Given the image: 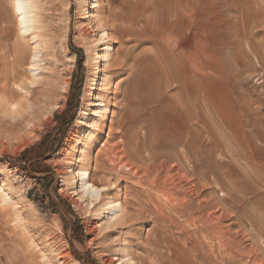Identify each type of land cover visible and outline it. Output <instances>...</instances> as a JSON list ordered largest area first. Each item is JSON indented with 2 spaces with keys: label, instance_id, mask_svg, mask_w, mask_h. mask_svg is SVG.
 <instances>
[{
  "label": "rangeland",
  "instance_id": "1",
  "mask_svg": "<svg viewBox=\"0 0 264 264\" xmlns=\"http://www.w3.org/2000/svg\"><path fill=\"white\" fill-rule=\"evenodd\" d=\"M41 1L46 32L54 47H51L52 56L46 57V66L43 65L44 83L38 86L41 90L33 94L31 101L38 103L49 95L56 98L54 87L64 77L69 87L55 102L51 97L48 99L58 104L44 119L30 122L28 115L17 117L0 111V189H11L8 199L3 196V189L0 191V264H109L110 261L120 264L123 253L131 254L137 264H170L167 257L171 251L181 249L186 242L198 247V260L205 259L207 264H264V0H198L207 4L210 12L208 36L215 47L227 46L215 76L224 87L227 114L216 118L214 113L210 114L200 88L179 82L181 74L173 56L168 51L165 56L160 53L155 56L158 44L161 51L168 48L164 41H151L139 35L143 20L135 29H129V25L128 28L111 19L110 24L116 27L111 32V64L117 65L105 66L101 77L113 78L117 84L111 104V124L89 146L84 145V139L96 131L91 120L86 119L90 108L84 97L91 82L92 66L87 62L91 30L82 18L80 0ZM240 2L249 3L259 12L261 23L259 27L253 26L250 40L257 44L261 50L258 53L263 56L251 52L248 43H237L235 32L239 21L231 10ZM100 3L101 8H107V17L111 2ZM121 3L122 0H112V6ZM97 7L93 4V19ZM195 10L198 11L197 6ZM0 14L6 22L7 44L13 46L18 37L10 0H0ZM72 47L81 49L82 54L75 53ZM61 48L74 53L75 59H70ZM4 52L2 49L0 59ZM208 54L196 56L199 59L194 57L193 61L202 63L210 57ZM101 88L97 93L103 91ZM229 113L234 115L233 120ZM225 120L231 124L228 126ZM190 140L192 150L203 151L200 159L191 165L182 159ZM106 142L111 147L137 143L138 155H133V159L141 168L140 174L150 167L152 155L171 154L166 157L185 167L182 175L190 183L184 189L199 193L194 206L199 205L200 199V203L210 205L205 216L225 208L222 226L213 219L216 222L211 220V226L202 229L201 210L192 217L158 220L154 212L147 211L148 202L141 197L140 175L134 174L132 177L125 174L118 182L128 217L109 228L104 213L93 221L94 226L89 225L95 211L81 203L80 182L75 188L71 186L73 176L67 164L78 165L81 159H86L91 171H98L95 182L102 185L103 179L112 176L109 169H102L104 153H98ZM185 142L189 145L181 146ZM93 146L97 150L95 154H92ZM74 169L72 172L76 174ZM189 218L198 222V230L192 228ZM156 220L166 227L162 226V230L156 227ZM219 226L225 231L227 248L222 256L212 234ZM195 231L199 233L198 240Z\"/></svg>",
  "mask_w": 264,
  "mask_h": 264
},
{
  "label": "bare ground",
  "instance_id": "2",
  "mask_svg": "<svg viewBox=\"0 0 264 264\" xmlns=\"http://www.w3.org/2000/svg\"><path fill=\"white\" fill-rule=\"evenodd\" d=\"M10 1L12 12L16 20V33L18 42H16L13 46L12 44L11 46L10 44H7L8 34L6 35V33L8 32L7 27L5 28L6 22L5 20H3V17H1L0 14V52H2V49H4L5 51L0 59V111L4 114H15L17 117L28 115V121H37L44 116L47 117L51 115L53 110L57 108L58 104L50 103L49 100L52 98L51 95L46 98L47 100H41V102L39 101L38 103H34L31 101V97L33 96V94L35 92H38V90H41V87L40 89H38V86L43 85L44 83L46 74H44L45 72H42L43 70H45V67L43 65H45V61L47 62L46 57H49V55L52 56L50 52L53 50L51 47H54V45L51 41L52 39L50 40L46 32L47 29L42 15V11L44 10L42 4L43 2L41 0ZM80 1L83 15L82 18L84 19V22L89 26L88 30H91V32L89 33L90 48L87 49V62L90 64V66H92L90 77L91 79L89 80L91 82L88 83L84 93V97H86L88 103L86 104L88 105L90 110L89 114H87L88 117L85 118L91 120L92 126L96 128L95 132H92L89 135L86 133L87 136L86 138L84 137L85 146H89V144L92 145L96 141L95 139L97 138V135L103 133V131H105V128L109 127L111 124V122L109 121V118H111L110 115L112 113L111 104L112 101L115 100H113V98L115 95L114 92L116 91L115 89L117 87V84L113 78H108V76H105V78L103 79L101 78L105 66L111 65V67H116L117 65L115 63L111 64L113 51V37L111 36V32L116 28L115 26L110 24L111 19H114L113 21L120 22L123 25H127V27L129 25V29H135L143 20L139 35L142 37H146L151 41H164L165 45L168 47L166 48V51L163 49L161 51L160 44H158L155 56L159 53L165 56L169 52L173 56V61L176 65L175 67H178V69L180 70V73L178 72L179 74H181V79L179 80V82L183 85L191 84L195 87L200 88V90L202 91V95L205 101H207L208 105L206 103L205 104L207 108H209L210 114L212 115V113H214L216 115L215 118L217 116L221 117L226 113V111L224 110V87L222 83L218 82L215 79V76L219 72L218 63H221L227 46L223 44L215 47V44L212 41V37L208 36L210 31L208 32L209 26L207 25V23L210 12L206 7L207 4L205 5L203 1L199 2L198 0H122L120 6H112V0H108L111 2L110 8L108 9L111 13L108 11L110 14L105 17L107 8L100 7L101 5L99 4H101V0ZM204 2L206 1L204 0ZM93 4H96L99 7H97V16H95L96 18H94L96 21H93ZM195 6L198 7V11L195 10ZM231 11L232 13L235 11V18L239 21V23L237 22L236 24V36L234 35L235 37H237V43L241 44L243 42H246L250 45L251 52L263 56V53H258L261 50L260 48H257V44L250 40V36H252L251 33L254 30L253 26L256 24L259 27L261 23L258 20L259 12L257 11V9L253 8L249 3L246 4L240 2L239 4H237L236 8L234 6V10L232 9ZM215 12L217 13V11ZM93 22H96V25H94ZM64 52L68 57H70V59H75L76 55L74 53L69 54L66 49H63V53ZM207 53L211 55L202 63L198 64L193 61L194 57L199 56L201 58ZM9 58H11V60H8ZM50 58L53 59V57ZM198 59L199 58H197L196 60ZM71 63L73 62H70V64ZM154 63L156 62L154 61ZM67 64H69V62H67ZM66 80L67 79H65L64 77L58 83V86L54 87V90H56L55 92L53 90V93L56 94V98L59 97L58 99L61 98L63 93L68 92L69 82H67ZM56 81H54V83H56ZM54 83L52 84L53 86ZM100 87H102L101 89H103V91L97 93V91L100 90ZM39 92L42 93L41 91ZM53 93L50 94H52L53 96ZM56 98H52L54 99V101H51L55 102ZM36 108L38 109V111H36ZM85 111H87V109ZM233 116V114L232 116L230 114V119ZM234 118L235 117H233L231 120H233ZM11 119L13 120V118ZM227 120H229V118ZM25 121H27V119ZM238 121L239 120H237V122ZM229 123H227L228 126ZM232 123L234 124V122ZM90 125L89 128L91 127ZM192 142L193 141L190 140V145L188 142L183 143V145L181 144V146L183 147L189 145V148L185 151L184 156L182 157L184 163L189 165L194 164L195 159L198 161V159H200L199 156L203 153V151H198L197 149V151L192 150ZM118 143L119 142H117V144ZM85 146L83 147L85 148ZM108 146L109 145L106 142L103 145V148L98 151V153H104L103 156H105L106 158V160H104V162L102 163V169H109V172L112 173L111 177L106 180L103 179L102 185H98V181L95 182V173H97L98 171L97 169H95L92 172L89 164L86 165V159H81V162L79 161L78 165H76L75 163L71 165L67 164L69 165L68 167L71 169L70 172L73 176L71 186H74L75 188L76 184L78 185L80 182V193H78L81 203H84L86 209H93V211H95L93 212V215L95 216H93L89 225L94 226L95 224L93 223V221L96 220L98 216L103 215L104 213L107 219V224H105L109 228L110 226L113 227L115 223L117 224L118 221L122 219L124 221V218L128 217L126 216L127 208L125 207V202L123 203V201L120 199L119 193L122 189L120 188L121 184L118 185V182L125 174H130V176L134 174L135 176L140 175L139 178L141 180V186H143L141 197L143 198V200H147L148 202V204L144 202L147 211L154 212L157 215L158 220H172V218L175 216H179L178 218L192 217V215L197 210H201V212L199 213L201 216L199 220H201L200 222L202 229L211 226V220H216L218 222L216 224L222 226V209L225 210V208H219L221 210H219L217 213H214V217L212 214H210V211V215L205 216L207 215V212L205 211L209 210L210 205L204 203V201L200 203L201 199L199 200V205L195 207L194 199L195 197L199 196V193L197 192V190L184 189L185 187H187L186 184L190 183L187 176L182 175L185 167H183L182 164L173 163V160L166 157L167 155L170 157L171 154H166V156L152 155L153 162L151 163L150 167L147 170L143 171L142 174H140L139 172H141V168L138 166L139 164H137L133 159V155H138L139 147H137V143H135L133 146H125L123 145V143L122 145L118 144L112 147ZM96 152L97 150H95L93 146L92 154H95ZM78 160L79 159L77 157V162ZM68 167L66 168L67 170ZM75 167L76 169L74 170H76V174L72 172V168ZM1 189H3L4 192L2 193L4 194L3 196L7 198L11 193V189L9 187H3ZM1 189L0 191H2ZM110 190H113L114 193L111 194V192H109ZM113 194L115 195L113 196ZM139 201L142 202L140 199ZM158 220H156L154 224L156 227H159L162 230L163 227L165 228L166 226H163L162 224L161 225L163 227L160 226L161 222H158ZM189 222L192 228L196 227V229L198 230V226H196L198 222L196 220L189 218ZM201 233H204V231L201 230ZM193 234L195 235V237H197L198 240V231H195ZM212 234L219 244L218 250L222 256L223 252H226L227 250L225 246L226 243L224 244V242H226L225 231L222 227L219 226L217 232L215 231ZM189 237L191 238V234ZM183 245L184 246L181 249H174V251H171L170 255L167 257L169 258L170 264H207L205 259L201 261L198 260L199 249L196 245H192L191 242H186ZM130 255L131 254L129 253H123L121 257H119L120 264H137V262ZM62 263L64 264V262ZM109 264L115 263L113 261H110Z\"/></svg>",
  "mask_w": 264,
  "mask_h": 264
},
{
  "label": "trees",
  "instance_id": "3",
  "mask_svg": "<svg viewBox=\"0 0 264 264\" xmlns=\"http://www.w3.org/2000/svg\"><path fill=\"white\" fill-rule=\"evenodd\" d=\"M72 49L75 53H78L79 55L82 54L81 49H75L74 47H72Z\"/></svg>",
  "mask_w": 264,
  "mask_h": 264
}]
</instances>
